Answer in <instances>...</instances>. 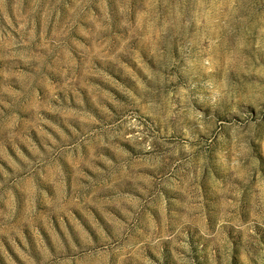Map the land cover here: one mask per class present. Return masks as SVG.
Returning a JSON list of instances; mask_svg holds the SVG:
<instances>
[{
  "label": "rangeland",
  "instance_id": "obj_1",
  "mask_svg": "<svg viewBox=\"0 0 264 264\" xmlns=\"http://www.w3.org/2000/svg\"><path fill=\"white\" fill-rule=\"evenodd\" d=\"M0 264H264V0H0Z\"/></svg>",
  "mask_w": 264,
  "mask_h": 264
}]
</instances>
